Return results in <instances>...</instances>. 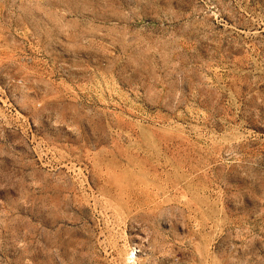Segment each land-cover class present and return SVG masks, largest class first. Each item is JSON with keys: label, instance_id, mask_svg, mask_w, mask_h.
<instances>
[{"label": "rangeland", "instance_id": "obj_1", "mask_svg": "<svg viewBox=\"0 0 264 264\" xmlns=\"http://www.w3.org/2000/svg\"><path fill=\"white\" fill-rule=\"evenodd\" d=\"M0 264H264V0H0Z\"/></svg>", "mask_w": 264, "mask_h": 264}, {"label": "bare ground", "instance_id": "obj_2", "mask_svg": "<svg viewBox=\"0 0 264 264\" xmlns=\"http://www.w3.org/2000/svg\"><path fill=\"white\" fill-rule=\"evenodd\" d=\"M135 255V254H134ZM136 255H137V253H136ZM136 257V256H135Z\"/></svg>", "mask_w": 264, "mask_h": 264}]
</instances>
